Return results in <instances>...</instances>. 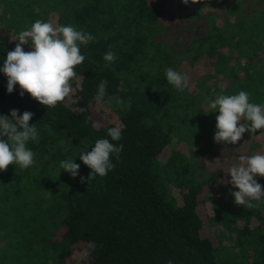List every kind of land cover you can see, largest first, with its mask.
Wrapping results in <instances>:
<instances>
[{"label": "trees", "instance_id": "1", "mask_svg": "<svg viewBox=\"0 0 264 264\" xmlns=\"http://www.w3.org/2000/svg\"><path fill=\"white\" fill-rule=\"evenodd\" d=\"M176 1V21L164 24L151 0H0L2 18L9 15L0 68L14 50L10 32L17 37L50 13L57 25L95 37L80 45L85 60L75 69L79 85L71 82L78 86L72 106L47 109L21 97L19 85L8 94L0 72V116L30 111L38 131V143L27 144L34 164L0 172V264H67L77 245L86 247V264H264V198L251 209L237 206L236 189L218 185L222 170L205 164L238 160L234 146L244 139L253 140L244 155L258 154L254 139L264 129L235 145L215 142L219 113L209 103L243 90L264 104V0ZM109 50L114 63L103 60ZM201 61L206 70L183 91L167 82L166 68ZM102 80L101 103L122 126L119 141L107 135L114 124L93 127ZM98 139L123 150L119 159L111 155L106 176L81 183L91 171L79 159L81 140L91 151ZM67 159L80 165L76 178L60 168ZM255 178L264 190V177Z\"/></svg>", "mask_w": 264, "mask_h": 264}, {"label": "clouds", "instance_id": "2", "mask_svg": "<svg viewBox=\"0 0 264 264\" xmlns=\"http://www.w3.org/2000/svg\"><path fill=\"white\" fill-rule=\"evenodd\" d=\"M181 2L187 5L189 0ZM191 2L197 3L195 0ZM94 39L90 33L77 30L72 25H57L51 21L36 20L29 29L19 32L15 38V42H18L14 50L7 52L3 67L0 68V72L7 77L8 94H12L15 86L19 85L21 97L27 93L47 109L56 107L73 92V80L79 85L81 78L77 76L75 69L85 60L80 45H87ZM26 44L31 45L30 51L26 52L22 47ZM103 60L106 63H114L116 55L109 50L104 54ZM165 76L167 82L180 91L189 86L188 76L171 67L165 69ZM107 84L108 81L102 80L98 85L94 97L97 103L103 101ZM249 95L241 90L238 94H221L209 103L213 113H219L214 135L217 144L235 145L246 132L253 134L264 129V104L249 102ZM116 102L124 104L120 99ZM128 106L130 107V102ZM33 115L30 111L20 114L18 109H13L10 112L11 119L0 116V172L6 171L13 164L22 170L34 164V153L27 147L29 141L38 143L37 127L29 125ZM93 127L99 125L93 124ZM107 135L111 141H119L122 138L121 126L117 124L109 128ZM81 144L85 147L81 150L79 159L91 170L87 180L81 177V183H91L96 176H106L115 167L111 155L115 154L119 159L123 150L122 144L116 146L109 139L96 140L94 146H91V151H87L89 146L85 141L81 140ZM60 168L72 178H76L80 165L72 159H67L60 162ZM228 176L231 179L225 182L236 189L231 195L237 206L251 209L254 207L251 201H261L264 198L262 185L255 178L264 177V155H240L238 163L229 168Z\"/></svg>", "mask_w": 264, "mask_h": 264}, {"label": "rangeland", "instance_id": "3", "mask_svg": "<svg viewBox=\"0 0 264 264\" xmlns=\"http://www.w3.org/2000/svg\"><path fill=\"white\" fill-rule=\"evenodd\" d=\"M153 3H156L161 10L163 11V23L164 24H170V23H174L176 21V10H177V1L176 0H151ZM1 5H0V29H5L7 30L9 28V24L7 22V20H9V15H7L6 18H2L1 16ZM47 21H51L54 24H57V14L56 13H50L46 19ZM9 31H12L11 29ZM13 32V31H12ZM11 44L12 46L15 48L16 46V41L15 42V38L16 36H14L11 32ZM24 48V50L30 51L31 50V45L30 44H26L22 46ZM205 63L198 62L197 65L194 68L189 67L186 63H181L179 66V70L178 72H180L181 74L187 75L189 78V86H191L197 75L199 73H202L205 69L204 66ZM78 88V86L73 87V92L69 95V97L66 98L65 103L69 106L74 105V95H75V91ZM93 122L94 124H98L99 127L103 126L105 124H114L115 126L117 124H120L117 116L103 103H97L94 107H93ZM122 127V126H121ZM259 147H258V154L264 155V134L260 135L259 137H257L256 139H254ZM253 142V140L250 139H244L241 142H238L236 144V146H234V151L236 154L238 155H244L246 153H248L249 151V147L250 144ZM168 152V150L166 151ZM162 161L164 160L163 158H161ZM238 163V160H233L232 163H228V162H218L217 159L215 158H207L205 160V164H206V170L208 172L214 171L216 169H221L222 170V176L221 179L219 180L218 185H225L226 182L228 180V178L230 176H228V170L231 166H233L234 164ZM218 187H214L211 192L216 191ZM204 205H202V203L200 204V208L199 211H203V212H207L206 209H204ZM205 234L207 236L210 237L211 241L216 243L217 240L214 237V235L211 232L210 228L206 229ZM74 254L71 257V259L68 261L67 264H86L85 262H82L83 257L85 256V250L86 247L84 245H77L74 249Z\"/></svg>", "mask_w": 264, "mask_h": 264}]
</instances>
